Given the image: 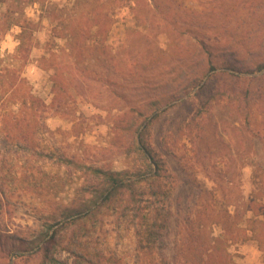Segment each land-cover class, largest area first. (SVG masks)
I'll return each mask as SVG.
<instances>
[{
  "label": "rangeland",
  "instance_id": "374dc122",
  "mask_svg": "<svg viewBox=\"0 0 264 264\" xmlns=\"http://www.w3.org/2000/svg\"><path fill=\"white\" fill-rule=\"evenodd\" d=\"M0 264H264V0H0Z\"/></svg>",
  "mask_w": 264,
  "mask_h": 264
},
{
  "label": "trees",
  "instance_id": "16d2710c",
  "mask_svg": "<svg viewBox=\"0 0 264 264\" xmlns=\"http://www.w3.org/2000/svg\"><path fill=\"white\" fill-rule=\"evenodd\" d=\"M21 45L23 47L22 43H20V46ZM139 140H140L139 141L140 150L145 156V158L149 161V164H148L149 170L147 173L136 175V177H134L135 178L134 180L129 181L130 178L122 177L120 173H112V172L100 170L98 168L86 167V170L88 172H91L97 178H103L105 181L104 184L106 186L101 191V194L99 195L102 203H105L111 200V198L115 196L118 190L122 188H126L128 186L133 188V185L137 183L138 184L139 183H152L153 184V182H155L157 179L161 180L163 178H167V179L170 178V175L166 174L167 171L164 170V167H162L163 164L161 163L160 159L156 156V154L152 151V149L146 145L145 139L141 134L139 136ZM152 167H154V169ZM161 172L164 173V177L160 175ZM126 181H128L127 182L128 184H125ZM84 210H85V207H83L79 212L82 213ZM167 214L169 213L167 212ZM156 225L157 223L155 221L152 222L151 224H146V232H145L146 237L153 238ZM148 242H151L150 239L148 240Z\"/></svg>",
  "mask_w": 264,
  "mask_h": 264
}]
</instances>
